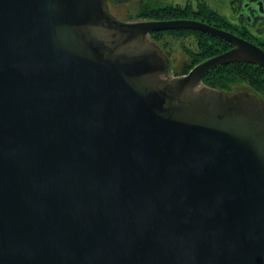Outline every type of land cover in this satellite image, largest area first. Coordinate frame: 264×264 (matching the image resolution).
<instances>
[{
  "label": "water",
  "instance_id": "1",
  "mask_svg": "<svg viewBox=\"0 0 264 264\" xmlns=\"http://www.w3.org/2000/svg\"><path fill=\"white\" fill-rule=\"evenodd\" d=\"M111 1L0 0V264H264V96L204 81L264 48ZM181 28L234 47L176 74Z\"/></svg>",
  "mask_w": 264,
  "mask_h": 264
},
{
  "label": "flooded vegetation",
  "instance_id": "2",
  "mask_svg": "<svg viewBox=\"0 0 264 264\" xmlns=\"http://www.w3.org/2000/svg\"><path fill=\"white\" fill-rule=\"evenodd\" d=\"M204 1H206V3H208L216 12L225 16L229 21V25L221 26L220 22L214 18H210L211 20L209 18L201 19L196 17H190V18L180 17V18L196 19L210 23L218 28L225 29L227 31L235 33L243 37L244 39L252 41L260 45L262 48H264L261 44H259L257 40V38H259L264 41V0H172L167 3L172 4L174 6L176 5H182L184 7L192 6L195 9L197 8L200 2H204ZM167 3L164 0L152 1L153 5H164ZM128 4H130L129 1L121 4H116L112 1L110 2L112 11L122 19L128 20L134 18H143V17L133 16L132 13H129L127 17L121 15L120 14L121 7L127 6ZM140 5L141 4L138 5V8ZM170 19H179V18L173 17ZM183 29H187V28L154 31V32L167 31L163 35L160 34L157 35L159 37L158 38L159 40H157L156 38L155 39L162 45L164 50L169 54L171 58L172 68L180 67L179 71L175 72L176 74L186 68H189L192 64H194L193 65L194 67L200 62L210 57L216 56L234 47V45L231 42L222 39L220 37H217L211 33L204 32L198 29H191V28L188 29L195 30L194 33L179 32L180 30ZM205 54H208V56L200 59ZM198 59L200 60L198 61ZM237 62H244V61H237ZM218 67L219 66L215 67L214 69ZM214 69L210 70L205 75V77Z\"/></svg>",
  "mask_w": 264,
  "mask_h": 264
},
{
  "label": "trees",
  "instance_id": "3",
  "mask_svg": "<svg viewBox=\"0 0 264 264\" xmlns=\"http://www.w3.org/2000/svg\"><path fill=\"white\" fill-rule=\"evenodd\" d=\"M153 1V0H152ZM151 0H145L141 3L139 8H137L136 14L133 16L149 18V19H170L173 17H183V18H214L218 20L221 26L229 25L227 18L218 12H216L206 1L200 2L197 8L192 6L184 7L182 5H153ZM133 13V12H132ZM211 20V19H210ZM195 30L183 29L179 32L181 33H194ZM167 31L154 32L152 35L154 38L159 40L157 35H163ZM199 32V31H196ZM202 34V33H200ZM259 44L264 47V41L257 38ZM208 43V40H207ZM208 56L205 54L200 59ZM198 59V61L200 60ZM197 61V62H198ZM192 64L189 68L182 70L177 74H184L189 72L193 67ZM204 81L217 88L230 90L236 85L248 84L252 89L264 96V67L251 64L248 62H232L219 66L218 68L211 71L205 78Z\"/></svg>",
  "mask_w": 264,
  "mask_h": 264
},
{
  "label": "rangeland",
  "instance_id": "4",
  "mask_svg": "<svg viewBox=\"0 0 264 264\" xmlns=\"http://www.w3.org/2000/svg\"><path fill=\"white\" fill-rule=\"evenodd\" d=\"M143 1H145V0H133V1L131 0V1H129L130 4H128L127 6H122L121 7L120 14L123 15V16H126V17H127V15L129 13H132V11H133L132 14H136L138 5L141 4ZM164 1L167 3V2L172 1V0H164ZM179 69H180V67L179 68H174V67L172 68V70L174 72H178Z\"/></svg>",
  "mask_w": 264,
  "mask_h": 264
}]
</instances>
